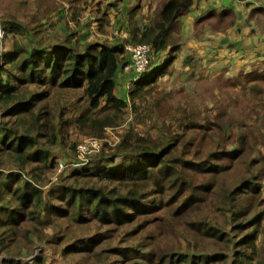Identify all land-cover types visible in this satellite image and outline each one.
<instances>
[{"label":"trees","instance_id":"obj_1","mask_svg":"<svg viewBox=\"0 0 264 264\" xmlns=\"http://www.w3.org/2000/svg\"><path fill=\"white\" fill-rule=\"evenodd\" d=\"M69 1L67 23L80 26L83 0ZM141 1L128 11L130 37L124 41H90L69 27L5 52L0 152L8 164L0 163L1 264H50L49 256L28 262L18 254L42 245L45 229L58 220L96 226L89 240L62 251L65 256L89 252L92 264H264V154L252 156L249 136L238 140L231 119L200 126L218 137L207 150L196 143L194 150L180 148V133L154 138L130 130L114 146L92 154L89 165L67 170L46 188V175L58 162L52 148L69 139L73 126L83 136L104 138L108 128L120 124L127 102L116 88L119 72L131 61L127 44L151 48L148 67L163 58L133 81L135 99L156 89L168 73L181 47L176 36L181 19L200 0H164L139 24ZM232 13L214 11V24L232 26L234 20L226 21ZM105 17V11L97 17L103 33ZM246 88L264 93L257 85ZM78 91L74 115L61 95ZM79 142L72 144L74 159ZM241 170V179L228 185L230 172ZM220 181L224 188L217 190ZM214 198L215 214L206 207ZM207 242L215 251L203 250Z\"/></svg>","mask_w":264,"mask_h":264},{"label":"rangeland","instance_id":"obj_2","mask_svg":"<svg viewBox=\"0 0 264 264\" xmlns=\"http://www.w3.org/2000/svg\"><path fill=\"white\" fill-rule=\"evenodd\" d=\"M162 1L164 0H142L143 8L136 16L139 24L148 22L149 15ZM83 3L85 10L82 13V23L75 26L67 23L73 10L69 0H0V21L8 27L10 25L4 42L5 52H11L15 44L29 45L31 39H40L42 33L64 34L69 27L80 31L79 38L90 41L114 42L130 37L128 11L136 4V0H83ZM220 3L221 0H200L194 10L181 19L176 33L181 47L168 73L157 82L156 89L147 90L142 96L133 99L132 91L135 86L132 80L140 78L144 72L137 75L133 70L120 71L116 93L126 100L127 106L120 124L107 131L111 142L117 143L130 130L154 138L176 132L183 135L180 148L186 145L193 150L195 147L207 150L216 144L215 138L218 141V137H209L210 130L203 127L201 129L200 126H204L207 120L231 119L237 124L235 133L238 140L242 135L249 136L250 143L254 146L252 156L264 154V93L258 89L246 88V85H257L264 89V79H258L259 74L264 73V62L253 61L246 55L249 49L247 37H252L249 24L257 22L259 25L262 21L251 17L252 19H248L250 22H247L246 10H242V5L250 2L235 1L232 3L237 4L239 11H233L226 20L227 23L234 20V24L229 27H223L224 23L216 26L212 13L218 8L222 12L226 3L218 6ZM225 8L231 9L227 6ZM104 11L107 23L103 33L99 29L97 17ZM239 15L243 18L238 27L236 23ZM12 22L15 23L13 30ZM37 30L41 31L36 34ZM161 59L163 58L156 59L146 71L157 67ZM225 60L231 63L226 64ZM78 95H81V91L61 95L64 103L70 102L71 113L74 115L77 114L74 103ZM86 137L79 134L73 126L69 139L54 146L52 154L58 161L72 160V144ZM195 143L198 146L193 148ZM0 163L7 166L6 153L0 152ZM55 174V171H50L46 175V188L51 186V182L61 180V175ZM228 176V185L234 184L241 179L242 170L238 173L231 171ZM217 185V190L224 188L222 181ZM215 200L211 199L212 204L209 201L208 206L206 205L213 214L216 213L215 207L211 205H214ZM45 231L46 239L43 244L34 246L30 253L27 249H22L18 258L30 262L35 256L45 255L49 256L50 264H92L89 252L72 250L65 256L62 251L69 245L76 246L80 240H89L96 233V226H79L66 220H58ZM60 237L64 238L62 242H59ZM202 247L209 252L215 251L214 244L210 242ZM216 249L219 247L216 246ZM19 250L17 248L16 253Z\"/></svg>","mask_w":264,"mask_h":264},{"label":"built area","instance_id":"obj_3","mask_svg":"<svg viewBox=\"0 0 264 264\" xmlns=\"http://www.w3.org/2000/svg\"><path fill=\"white\" fill-rule=\"evenodd\" d=\"M7 35V26L5 23L0 21V63L2 62L5 54V47L4 42ZM127 49L131 55V61L124 65L123 70L126 71L133 70L136 72L137 75L141 74V72H145L149 65L150 55H151V48L146 45H133L128 43ZM143 74V73H142ZM140 77V76H139ZM138 80L137 78H133ZM134 81V80H132ZM112 128H108L109 131ZM119 142V141H118ZM117 142V143H118ZM116 144L110 141V137L107 135L104 138L98 137H87L82 139L78 146H77V157L76 159L66 161H58L56 166L54 167V171L56 172L55 175H61L62 173L66 172L69 169L74 168H81L83 166L89 165L90 163V156L92 154H97L104 146H114ZM58 176H54L57 178Z\"/></svg>","mask_w":264,"mask_h":264},{"label":"crops","instance_id":"obj_4","mask_svg":"<svg viewBox=\"0 0 264 264\" xmlns=\"http://www.w3.org/2000/svg\"><path fill=\"white\" fill-rule=\"evenodd\" d=\"M235 1L243 3L245 0H221V3L218 6L222 5V3H226L224 4L225 7L227 6L231 8L234 12H236L239 11V9L237 8V4L232 3ZM248 1L250 3L246 5L244 4L242 5V7L244 8V9L242 8V10L244 11L246 10L245 13L247 15L246 16L247 22H250V20L248 19H252L251 17H253L256 21L260 18L262 23L259 25L257 22H255L254 25L249 24L251 26L250 32L252 33V37L250 38L247 37V44L249 45V49L246 55L250 56L251 59H253V61L259 60L258 62H264V0H248ZM213 11H216L217 13L221 12L219 8ZM242 15H239L238 23H236L237 24L236 26L238 27L240 22L242 21V20L240 21V19L243 18ZM225 63L230 64L231 62L225 60Z\"/></svg>","mask_w":264,"mask_h":264},{"label":"water","instance_id":"obj_5","mask_svg":"<svg viewBox=\"0 0 264 264\" xmlns=\"http://www.w3.org/2000/svg\"><path fill=\"white\" fill-rule=\"evenodd\" d=\"M0 264H1V253H0Z\"/></svg>","mask_w":264,"mask_h":264}]
</instances>
